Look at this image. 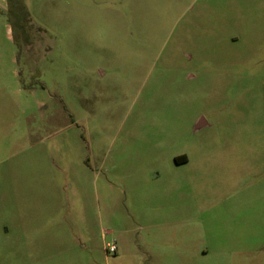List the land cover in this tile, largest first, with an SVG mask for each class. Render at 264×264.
I'll list each match as a JSON object with an SVG mask.
<instances>
[{
    "label": "rangeland",
    "instance_id": "1",
    "mask_svg": "<svg viewBox=\"0 0 264 264\" xmlns=\"http://www.w3.org/2000/svg\"><path fill=\"white\" fill-rule=\"evenodd\" d=\"M0 264H264V0H0Z\"/></svg>",
    "mask_w": 264,
    "mask_h": 264
},
{
    "label": "built area",
    "instance_id": "2",
    "mask_svg": "<svg viewBox=\"0 0 264 264\" xmlns=\"http://www.w3.org/2000/svg\"><path fill=\"white\" fill-rule=\"evenodd\" d=\"M107 252H115L116 251V243H107L106 244Z\"/></svg>",
    "mask_w": 264,
    "mask_h": 264
},
{
    "label": "flooded vegetation",
    "instance_id": "3",
    "mask_svg": "<svg viewBox=\"0 0 264 264\" xmlns=\"http://www.w3.org/2000/svg\"><path fill=\"white\" fill-rule=\"evenodd\" d=\"M178 163L187 161V157L185 154H181L175 157Z\"/></svg>",
    "mask_w": 264,
    "mask_h": 264
},
{
    "label": "water",
    "instance_id": "4",
    "mask_svg": "<svg viewBox=\"0 0 264 264\" xmlns=\"http://www.w3.org/2000/svg\"><path fill=\"white\" fill-rule=\"evenodd\" d=\"M201 123H202V119H201V121H199L198 126H201Z\"/></svg>",
    "mask_w": 264,
    "mask_h": 264
}]
</instances>
